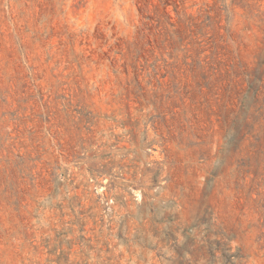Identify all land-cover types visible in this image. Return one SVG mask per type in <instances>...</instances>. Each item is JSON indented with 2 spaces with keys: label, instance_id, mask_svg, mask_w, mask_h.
Masks as SVG:
<instances>
[{
  "label": "rangeland",
  "instance_id": "1",
  "mask_svg": "<svg viewBox=\"0 0 264 264\" xmlns=\"http://www.w3.org/2000/svg\"><path fill=\"white\" fill-rule=\"evenodd\" d=\"M0 264H264V0H0Z\"/></svg>",
  "mask_w": 264,
  "mask_h": 264
}]
</instances>
